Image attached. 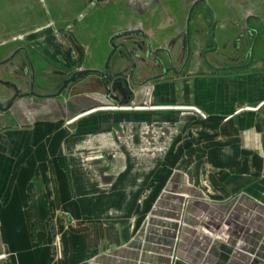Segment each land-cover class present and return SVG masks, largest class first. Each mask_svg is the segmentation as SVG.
I'll list each match as a JSON object with an SVG mask.
<instances>
[{
    "label": "crops",
    "instance_id": "1",
    "mask_svg": "<svg viewBox=\"0 0 264 264\" xmlns=\"http://www.w3.org/2000/svg\"><path fill=\"white\" fill-rule=\"evenodd\" d=\"M30 2L32 9H42L36 0ZM87 2L95 5L93 0H43V6L62 10V18H53L55 23L59 19L71 22ZM9 21L1 25H9ZM37 22L33 26L27 22L20 29L34 30L31 34H36L37 51L33 53L45 58L49 68H57L55 60H66L54 42L56 34L69 31L81 41L69 27L45 30L43 21ZM192 80L195 86L180 92L177 98L166 85L154 96L150 94V99L159 106L196 107L206 117L203 128L193 135L195 144L177 150L180 161L173 160L171 152L172 159L165 160L164 169H181L174 183L177 191L190 180L189 185L197 193H205L213 202L230 204L229 226L219 232L216 240L211 243L201 231L208 225L206 205L190 203L185 224L177 235L176 228L156 225L158 219H154L147 229L145 244L149 252L140 257L138 247L144 242L141 221L158 201L157 192H151L156 184L157 163L150 168L154 173L150 171L143 180L136 181L138 189L133 192L125 193L126 182L117 179L112 187L104 188L93 178L97 165H80L77 155L70 158L81 148L80 139L110 132L109 118L94 116L106 110L71 121L64 114L54 119L41 117L40 113L29 117L26 106V112L18 111L15 119L29 128L6 132L0 140L2 264H169V248L175 237L176 264H264V125L255 111L247 110L264 103V71L198 76ZM151 111L132 113L151 115ZM134 117L126 120L135 124L150 122L141 120L142 116ZM65 153L71 155L67 161ZM100 167L104 168L103 164ZM115 169L118 167L113 172ZM204 181L207 190L201 186ZM143 185L148 191L142 198L139 189ZM240 194L245 197H238ZM169 197L164 199L159 216L177 206Z\"/></svg>",
    "mask_w": 264,
    "mask_h": 264
},
{
    "label": "water",
    "instance_id": "2",
    "mask_svg": "<svg viewBox=\"0 0 264 264\" xmlns=\"http://www.w3.org/2000/svg\"><path fill=\"white\" fill-rule=\"evenodd\" d=\"M27 1L26 11H36L31 8L32 0ZM120 1L121 4H116L112 10H119L120 5L124 10H130L125 11L126 22L110 28L107 35L108 55L101 58L96 54L95 58L88 53L85 66L79 70H53L40 54L32 53V49L37 51L36 34H31L34 30H24L0 42V136L29 128L20 126L15 119L18 111L26 112V106H29V117H33V113H40L41 117L54 119L64 114L71 121L106 109H192L204 115L196 107L175 104L159 106L154 99H150V94L154 96L153 93L167 85L177 98L180 92H187L188 87L195 86L192 78L198 76L264 71V54L253 56L256 40L249 38L252 36L249 34L254 31L248 29L246 22L244 25L234 22L241 18L236 15L239 13L236 10L241 9L237 5L238 0L229 5L217 3L220 0H214V5L209 0H182L180 5L168 3L161 8L157 6L151 12L148 4L142 10L135 9V0ZM36 2L42 7L37 10L38 13L14 17L9 21L11 28L4 30L11 32L14 28L18 31L27 22V25L33 26L42 20L45 30L69 27L79 39L85 41L89 38V26L83 21L88 18L89 9H103L111 3L93 6L87 2L81 14L73 16L70 22L59 19L62 18L59 7L49 8L48 1L45 7L43 0ZM148 3L152 8L154 2L150 0ZM162 3L158 1V5ZM201 5L206 11L197 10ZM168 9L176 12L174 20L168 16ZM132 12L142 14L143 23L132 18ZM115 14L120 15L118 11ZM55 17H59L56 18L59 19L58 23L53 20ZM168 21L172 22L170 26H161ZM24 36H27V44L15 40ZM66 102L68 105H64ZM247 110L257 112L264 125V103Z\"/></svg>",
    "mask_w": 264,
    "mask_h": 264
},
{
    "label": "rangeland",
    "instance_id": "3",
    "mask_svg": "<svg viewBox=\"0 0 264 264\" xmlns=\"http://www.w3.org/2000/svg\"><path fill=\"white\" fill-rule=\"evenodd\" d=\"M26 1L27 0H0V42L4 41V38L6 39L10 35L20 34L22 32L20 27L18 28V31L13 32L4 30L7 27H10V25H1L2 20H12L14 17L21 18L25 14L38 13L37 10L26 11ZM110 1V5L103 9L98 7H96L97 9H89L88 18L83 21L84 24L89 26V38L87 40L83 41L79 39L81 41L80 43L74 38V35L71 34V32L64 30L56 34L54 42L56 46L60 48V52L66 60V65L68 67L72 69L83 68L88 60V53L93 54V57L95 58L96 54H98V57L101 55V58H104V55H108L107 45H109V38H107V35L110 33V28L116 25H122L126 22V12H129L130 10H124L122 5H120L119 10H112L115 8L116 4H121L120 0H93V4H95L93 6H102ZM149 1L150 0H135V9H145L148 4V10L151 12L157 6L161 8V6H166L168 3H175L177 6L182 2V0H161L163 3L161 5L159 4V6V0H151L154 2L151 8V3H148ZM234 1L235 0H220L217 3L229 5V3ZM209 3L214 5V0H209ZM38 10H41V8ZM117 11L120 13L119 16L115 14ZM130 14L132 18L143 23L144 19L142 14L139 12H132ZM167 14L171 20H174V16H177L176 12H172L171 9H168ZM171 24L172 22L168 21V23L161 26H170ZM25 39H27V36L15 40H21L22 43L27 44ZM99 46H101L100 52ZM31 51L33 52L36 50L32 49ZM54 65L62 70V68L58 66V61L55 60ZM92 65H94V63H92ZM122 111V109L115 111L108 110L106 112L95 114L94 116L98 119L104 117L109 118L108 129H110V132L104 135L100 134L99 136H89L80 139L79 143H81V148L78 149L76 154H72L73 157H71L70 154L65 153V161L69 160V157H71L70 159H75L74 155H77L76 159L80 161V165H97V167H94L93 169V178L97 180L98 184L108 189L112 187V183L116 179L121 180L126 182L124 185L125 193L133 192L134 189H138L139 184L136 185V181L139 179L143 180L142 178L145 175H148L150 171L153 172V169L150 168L152 167V164L157 163V169L155 170L157 173L155 179L156 184L151 188V192H157L158 201L152 208L151 214L145 216L143 221H141V225L144 228L141 231L140 236L144 242H141L140 248L138 247V254L140 257L149 252L145 244L148 240L149 231L147 229L154 224V219H158L156 225L176 228L175 235H177L181 227L185 224V212L190 203H202L204 206L206 205L207 214L209 215V218H207L208 225L203 227L201 231L207 235V238L212 243L214 239L216 240L219 237V232L229 226L230 204L216 203L210 200L205 193H201V191L197 193L196 190L189 185L188 182H190V180H187L182 190L177 191L174 183L176 180H179L180 174L182 173L181 169H164L165 160L172 159L171 152L174 153L173 160H179L180 153H177V150L182 146H187L188 143L195 144L196 137L193 135L199 131L200 128H203V122H205L206 117L201 116L195 111L154 110L151 111V115H148V113L133 115L132 112H134V110L130 112ZM153 114L157 117L153 118ZM134 116H142L141 120L146 119L150 122L153 121V124L150 122L149 124H135L126 120L136 119ZM60 126L64 125L61 124ZM82 131H85V129ZM1 138L2 137L0 136V140ZM176 156H178V158ZM102 164L104 168L100 167ZM107 166H109V169ZM116 167H118V170L115 169L113 172V169ZM186 171L183 173L187 174ZM107 174H109V176H107ZM201 186L205 190L208 189V185L205 181L202 182ZM145 187L146 186L143 185L141 186V189H139L142 198L143 196H146L145 192L148 191L147 188L144 190ZM168 196H170V199L177 202V206L174 207L175 209L171 211V213H162L165 215L159 216L161 213L160 211L164 208V199ZM238 197L245 196L240 194ZM141 203L143 204V202ZM154 216L155 218H153ZM173 240L174 243L172 247L169 248V264L178 263V260L176 262L172 261L174 257H178L176 249L177 238L175 237ZM236 246L237 248L240 247V245Z\"/></svg>",
    "mask_w": 264,
    "mask_h": 264
},
{
    "label": "flooded vegetation",
    "instance_id": "4",
    "mask_svg": "<svg viewBox=\"0 0 264 264\" xmlns=\"http://www.w3.org/2000/svg\"><path fill=\"white\" fill-rule=\"evenodd\" d=\"M237 5L240 6L241 9L236 10L237 12H239L236 15H239L241 18L239 19V21H234V22L235 23L241 22L243 23V25L246 22L248 29L254 31L249 34L252 35L251 37L249 36V38H251L252 40H256V44L253 49V56L264 54V0H238ZM197 10L206 11L205 7L202 5L199 6ZM206 14L211 20L212 18L210 13L207 11ZM235 16L234 19L237 17ZM43 60L49 65V62H47L45 58H43ZM66 64H67L66 61H63L61 63H58V66L61 67L62 70L69 71L71 68L68 67ZM54 69L56 70L57 68ZM153 116H154L153 118L157 117L155 114H153ZM150 123L153 124V121H151Z\"/></svg>",
    "mask_w": 264,
    "mask_h": 264
},
{
    "label": "bare ground",
    "instance_id": "5",
    "mask_svg": "<svg viewBox=\"0 0 264 264\" xmlns=\"http://www.w3.org/2000/svg\"><path fill=\"white\" fill-rule=\"evenodd\" d=\"M19 41H21V40H19ZM22 42V41H21ZM164 110H168V109H166V108H163ZM108 110H111V109H106V111H108ZM123 111H130V110H125V109H122ZM141 110H143V109H141ZM115 111V110H114Z\"/></svg>",
    "mask_w": 264,
    "mask_h": 264
},
{
    "label": "built area",
    "instance_id": "6",
    "mask_svg": "<svg viewBox=\"0 0 264 264\" xmlns=\"http://www.w3.org/2000/svg\"><path fill=\"white\" fill-rule=\"evenodd\" d=\"M195 112H196V111H195ZM196 113H198V112H196ZM198 114H199V113H198ZM211 238H212V237H211ZM212 239H213V238H212ZM214 240H215V239H214ZM177 260H178V257H174L172 261H173V262H174V261L176 262Z\"/></svg>",
    "mask_w": 264,
    "mask_h": 264
}]
</instances>
